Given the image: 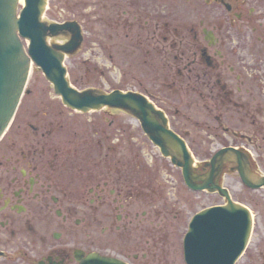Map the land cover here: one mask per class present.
Segmentation results:
<instances>
[{
    "label": "flooded vegetation",
    "instance_id": "obj_1",
    "mask_svg": "<svg viewBox=\"0 0 264 264\" xmlns=\"http://www.w3.org/2000/svg\"><path fill=\"white\" fill-rule=\"evenodd\" d=\"M94 1L103 37L130 33L135 54H154L167 71L163 84L173 78L196 95L198 113L215 124L205 125L208 132L229 134L237 148H263L264 166V0H175L201 9L189 27L173 24L172 0L158 9L155 0ZM239 38H254L263 48L246 51L237 46ZM254 56L261 64L248 62ZM29 127L22 138L0 142V264H81L93 251L128 264H184L182 234L171 223L177 213L165 207V189L159 197L167 203L158 208L154 198L139 213L138 195L129 197L124 186L128 181L134 187L133 175L109 180L124 160L109 167L105 144L94 150L91 168L67 176L60 149L47 142L45 129ZM231 166L226 164L224 175ZM198 171L204 172L203 164ZM262 242L238 264H264Z\"/></svg>",
    "mask_w": 264,
    "mask_h": 264
},
{
    "label": "rangeland",
    "instance_id": "obj_2",
    "mask_svg": "<svg viewBox=\"0 0 264 264\" xmlns=\"http://www.w3.org/2000/svg\"><path fill=\"white\" fill-rule=\"evenodd\" d=\"M93 2L97 1L49 0L43 16L52 20L71 16L77 19L84 29V41L80 50L71 56V61L70 57L65 59L69 75L72 76L71 79L75 78L77 88L95 87L104 91L121 88L147 93L146 95L167 113L170 127L184 135L187 143L191 145L195 162L211 155L221 144L233 141L229 134L217 131V134H212L205 129V125L214 127L215 124L212 119H205L198 113L196 95L184 90L173 78L170 84H163L160 78L167 71L161 67L154 54H135L130 33L123 34L121 38L103 37L101 9ZM162 2L163 0H155V8L158 9ZM178 4L174 0L171 1L173 24L191 26L200 16L201 9ZM239 39L236 40L239 41L237 46L246 51L254 53V49L260 46L263 48L261 42L254 38H250L251 41ZM255 61L261 64L255 56L248 60L251 64ZM35 70L38 69L32 66L26 86H35L40 93L42 83H30ZM170 72L174 74L173 70ZM46 85L47 92L42 100L37 92L24 93L15 117L2 137V143L10 137L22 138L23 133L30 130V125L41 126L45 129L47 142L56 144L60 149L61 158L68 168L67 176L83 174L86 168H91L92 159H95L97 154L94 150L105 144L108 166L113 160L117 165L119 160H124V166H119L122 168L121 174H124V179L133 175L134 187L128 188V181H124V186L129 197L138 195L139 213L151 208V200L154 198V205L158 208L168 201L165 207L172 208L177 213L175 219L171 217V223L176 225L179 234L184 233L190 217L195 212L223 202L215 193L188 189L183 183L180 169L160 155L158 149L142 133L139 122L132 116L117 110L74 112L63 106L55 97L49 82H46ZM258 94L261 92L258 91ZM88 152L92 155L91 158L88 157ZM250 153L256 169L263 172V148L250 149ZM133 158L144 164L145 168L142 165L128 166L126 162ZM113 174L119 176V173ZM114 179L115 176L109 180ZM222 183L229 188L233 199L248 206L253 214V232L241 262L244 261L245 255L257 253L262 240L264 246V188L248 190L235 173L225 174ZM162 190L168 193L165 195L167 201L159 197ZM170 229L174 231L173 228ZM112 236L118 242L116 235ZM176 236L181 239L179 235ZM111 250L114 249L104 252L112 254Z\"/></svg>",
    "mask_w": 264,
    "mask_h": 264
},
{
    "label": "water",
    "instance_id": "obj_3",
    "mask_svg": "<svg viewBox=\"0 0 264 264\" xmlns=\"http://www.w3.org/2000/svg\"><path fill=\"white\" fill-rule=\"evenodd\" d=\"M18 2L0 0V137L14 116L31 62L45 78L39 69L35 70L30 83H42L40 93L35 86L27 85L25 94L37 92L42 100L49 81L53 93L75 111L86 113L111 108L127 112L139 121L143 133L158 147L161 155L180 167L188 188L216 191L225 199L224 204L204 208L192 216L183 240L186 264H234L247 245L252 219L249 210L231 200L228 190L218 184L221 170L224 163L235 162L234 169L240 179L251 188L263 186L264 176L252 173L246 155L233 147L217 150L205 163L208 167L205 173L200 174L185 141L168 127L164 112L145 95L131 90L114 89L105 93L94 88L78 90L72 86L63 63L65 56L73 54L81 44L79 24L76 21L43 20L46 0H22L19 12ZM67 32L70 37L66 42L55 41L60 33ZM89 258L87 264H126L118 258L95 252Z\"/></svg>",
    "mask_w": 264,
    "mask_h": 264
},
{
    "label": "trees",
    "instance_id": "obj_4",
    "mask_svg": "<svg viewBox=\"0 0 264 264\" xmlns=\"http://www.w3.org/2000/svg\"><path fill=\"white\" fill-rule=\"evenodd\" d=\"M71 77H72V76H71ZM71 81H72V83H73V84H75V83H76V80H75V78H74V77L71 79ZM139 166H141V164H139ZM121 172H122V170H121V171H119L118 173H119V175H121V177H123V176H124V174H123V173L121 174Z\"/></svg>",
    "mask_w": 264,
    "mask_h": 264
}]
</instances>
